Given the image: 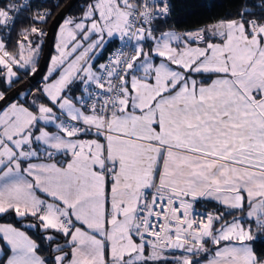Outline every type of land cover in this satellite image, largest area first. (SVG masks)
Instances as JSON below:
<instances>
[{
  "label": "snow or ice",
  "instance_id": "1",
  "mask_svg": "<svg viewBox=\"0 0 264 264\" xmlns=\"http://www.w3.org/2000/svg\"><path fill=\"white\" fill-rule=\"evenodd\" d=\"M29 7L0 4L9 89L35 73L45 35L33 26L10 50ZM169 15L168 0L66 12L49 82L0 109V214L34 218L25 227L48 245L0 225L3 264H264L252 244L264 237V0L183 34L158 27ZM199 200L220 208L200 213Z\"/></svg>",
  "mask_w": 264,
  "mask_h": 264
},
{
  "label": "trees",
  "instance_id": "2",
  "mask_svg": "<svg viewBox=\"0 0 264 264\" xmlns=\"http://www.w3.org/2000/svg\"><path fill=\"white\" fill-rule=\"evenodd\" d=\"M68 1L69 0H28L27 4L30 7L26 10L21 11L18 15V19L15 24V29L11 34V51L15 52L16 41L23 39L21 33L25 32L26 30H30L31 27L35 26L41 32L45 33V35L41 37L43 43L40 45L39 56L35 65L36 70L43 56V52L45 49V39L49 26L51 25L54 17L67 4ZM4 2L5 0H0V4ZM14 2L17 3L18 0H14ZM90 2L91 0H78L69 13L73 18L80 16L84 6ZM259 3L260 0H170V15L165 20H162L159 23L158 27L161 28V31H173L179 33L185 30H197L201 28H206L219 20L234 17L245 5ZM57 5H59V7H57ZM253 10L258 11V9ZM48 12H51L52 15L47 19L46 22H39L33 20V17H37ZM30 38L36 40L37 36L36 34H32L30 35ZM112 46L113 45L106 46L104 49H102L100 56L97 57V60L99 62L105 59L108 51L111 49ZM27 71L28 70L25 69L20 72L19 82L14 83L10 89L6 88L3 82L0 81V89L4 90V95L16 86L25 82L26 79L30 78L34 74L30 73L25 75ZM43 77L44 75L39 81H37L36 87H29L27 89H24L22 92L17 94L12 101L19 99V103H23L25 104V106L30 105L32 99L37 96L36 94L40 93L38 85L40 84V82H42ZM29 92H31V95H28ZM33 93H35V95H33ZM200 205L204 208H213L216 210L220 208L218 204L213 202H200ZM29 223H37V225L39 224V222L35 221L34 218L28 217L25 219L24 225H21L19 219L15 217L14 213L9 212L0 214V225L12 224L17 228H21V230H26L27 234L30 237L35 239L38 244L42 245V248H48V245L42 243V241L40 240L39 227H37L36 229L25 227ZM51 232L52 230H49L50 234ZM261 241H264V237H260L259 240L253 241L252 244L254 246V251H256L258 255L264 256V242ZM61 242H63V240H61ZM0 244L5 248V255H9V251L5 247V243L2 239H0ZM5 255H3L2 259L0 260V264H3V261L5 260ZM42 255L44 256V258L47 259L50 255V250L42 252Z\"/></svg>",
  "mask_w": 264,
  "mask_h": 264
},
{
  "label": "water",
  "instance_id": "3",
  "mask_svg": "<svg viewBox=\"0 0 264 264\" xmlns=\"http://www.w3.org/2000/svg\"><path fill=\"white\" fill-rule=\"evenodd\" d=\"M77 1L78 0H69L67 4L54 17L47 31V35L45 39V49H44L43 56H42L41 62L37 70L30 78L26 79L25 82L16 86L15 88H13L11 91H9L8 93L4 95L5 96L4 100H0V109H2L4 106L10 103L14 99V97L20 92H22L24 89H27L29 87H36L37 81H39L42 78V76L44 75L47 69L49 59L52 53V49L54 46V38H55L56 31L58 29V25L60 24L61 19L65 15V13L70 12Z\"/></svg>",
  "mask_w": 264,
  "mask_h": 264
},
{
  "label": "rangeland",
  "instance_id": "4",
  "mask_svg": "<svg viewBox=\"0 0 264 264\" xmlns=\"http://www.w3.org/2000/svg\"><path fill=\"white\" fill-rule=\"evenodd\" d=\"M29 39L31 40L30 36H29ZM58 42H59V29H58V31H57V33H56L55 44H54V46H53V53H52V55L50 56L49 63H48L47 69H46V71H45L44 77L47 75L49 69L51 68V60H52V58L55 57V56L57 55V44H58ZM100 51H101V50H100ZM100 51H99V52H100ZM23 70H25V69H21V70L19 71V73H20L21 71H23ZM19 73H18V76H19ZM44 77H43L42 82H40V84L38 85V87H39L40 90L43 89L44 86H45V84H47V83L49 82V81H46V80L44 79ZM50 79H51V78H50ZM0 91H3V92H4V90H1V89H0ZM33 95H35V93H33ZM36 95L39 96L40 93H39V94H36ZM18 100H19V99H16V100H14V101H11L10 103H12V102L19 103L20 101H18ZM6 107H7V105L4 106L3 108H6ZM3 108H2V109H3ZM5 225H6V224H5ZM199 259H201V257H199Z\"/></svg>",
  "mask_w": 264,
  "mask_h": 264
},
{
  "label": "built area",
  "instance_id": "5",
  "mask_svg": "<svg viewBox=\"0 0 264 264\" xmlns=\"http://www.w3.org/2000/svg\"><path fill=\"white\" fill-rule=\"evenodd\" d=\"M27 2H28V0H18V4H21V5H23V4H27ZM168 3H169V5H170V0H168ZM19 15V14H18ZM189 32H194L193 30H185V31H183L182 33H189ZM116 47H118V45H113L112 47H111V49L108 51V53H107V55H106V57H105V59L103 60V61H101L100 63H107V57L112 53V51H114V49L116 48ZM96 61H97V56H96V59L95 60H93V61H91L93 64H95L96 63ZM197 211L198 212H200V213H203V212H205V211H208V212H215V211H217L216 209H213V208H204V207H202L201 205H200V201H198L197 202Z\"/></svg>",
  "mask_w": 264,
  "mask_h": 264
},
{
  "label": "crops",
  "instance_id": "6",
  "mask_svg": "<svg viewBox=\"0 0 264 264\" xmlns=\"http://www.w3.org/2000/svg\"><path fill=\"white\" fill-rule=\"evenodd\" d=\"M198 30V29H197ZM58 31V30H57ZM193 31H196V30H193ZM57 33V32H56ZM176 33H179V32H176ZM180 34H183L182 32H180ZM37 36V35H36ZM55 37H56V34H55ZM37 39H38V37H37ZM36 39V40H37ZM32 41H36L35 39H31ZM54 44H55V38H54ZM100 50H98L97 51V57H99L100 56V54H101V52H102V50L99 52ZM18 78H20V73H19V76H18ZM200 202H213V203H216L215 201H211V200H199ZM217 204V203H216ZM1 225H5V224H1ZM5 243V242H4ZM207 247H209L210 249H212L214 246L213 245H211L210 243L209 244H207ZM0 248H3L4 249V253H5V248L0 244ZM11 253L9 252V255H10ZM177 255H181V253L180 252H177ZM185 255H187L186 253H185ZM2 257H3V255H0V260L2 259ZM201 260H203V258H204V254H201Z\"/></svg>",
  "mask_w": 264,
  "mask_h": 264
}]
</instances>
